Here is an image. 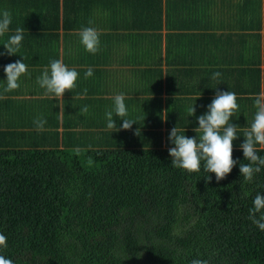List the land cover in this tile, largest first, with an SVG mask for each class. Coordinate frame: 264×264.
Instances as JSON below:
<instances>
[{
    "label": "trees",
    "instance_id": "obj_1",
    "mask_svg": "<svg viewBox=\"0 0 264 264\" xmlns=\"http://www.w3.org/2000/svg\"><path fill=\"white\" fill-rule=\"evenodd\" d=\"M32 14V35L23 27L30 43L50 27L48 14ZM159 48L149 47L147 64L157 65L150 51ZM63 49L64 62H76L72 47ZM56 134L47 147L0 141V234L7 237L0 255L14 264H264V231L248 219L255 196L264 195V168L246 181L241 148L233 147L238 163L217 182L203 162L197 173L171 165L170 132Z\"/></svg>",
    "mask_w": 264,
    "mask_h": 264
},
{
    "label": "crops",
    "instance_id": "obj_2",
    "mask_svg": "<svg viewBox=\"0 0 264 264\" xmlns=\"http://www.w3.org/2000/svg\"><path fill=\"white\" fill-rule=\"evenodd\" d=\"M4 10L11 13L12 23L8 33L0 36V53H5L0 55L2 144L25 138L47 147L57 132L62 139L65 131L81 132L86 138L91 132H115L107 128L105 112L114 111L118 94L125 96V118L136 122L130 129L135 135L137 129L143 136L153 129L165 135L177 127L198 141L197 118L208 112L218 91H232L239 105L230 119L237 126L233 147L241 148L257 111L255 97L264 93V0H0V13ZM32 12L49 15L45 22L50 27L42 29L48 37L39 35L33 43L22 40L19 51L7 55L3 44L16 28L25 27L32 35L37 22L28 21ZM55 13L60 17L57 32L51 28ZM90 19L93 24L88 23ZM84 27L100 33L101 51L95 55L80 42ZM66 44L72 47L77 63L64 62ZM149 47H160L150 51L156 56V66L146 62ZM57 56L79 73L76 88L61 99L46 95L37 83ZM17 60L27 65L28 73L20 77L18 90L4 93V66ZM88 68L93 69V76L85 79ZM215 72L221 73L219 79H212ZM85 105L89 112L80 114ZM191 106L195 113L189 116ZM39 116L47 120L42 131L33 124ZM113 118L116 124L123 123L115 113ZM56 121L60 124L54 125ZM6 129L15 131L7 139ZM30 132L33 135L26 137Z\"/></svg>",
    "mask_w": 264,
    "mask_h": 264
},
{
    "label": "clouds",
    "instance_id": "obj_3",
    "mask_svg": "<svg viewBox=\"0 0 264 264\" xmlns=\"http://www.w3.org/2000/svg\"><path fill=\"white\" fill-rule=\"evenodd\" d=\"M12 23V15L8 10L0 13V36H4L9 31ZM93 24V20H89ZM23 28H17L15 34L11 35L8 41L3 44L7 55H14L19 51L23 40ZM80 42L85 50L93 55L101 51L100 33L94 27H84L81 29ZM5 53H0L4 55ZM6 74V86L3 88L4 93H8L20 88V77L28 73V67L24 62L17 60L4 66ZM79 73L70 69L61 60H51L50 70L45 68L42 75L37 77V83L43 89L45 94H52L61 99L66 91H72L77 86ZM93 76V69L88 68L85 72V79ZM220 72H215L212 79H219ZM87 93V89H84ZM3 96H0L2 99ZM124 94H118L114 97V111L105 112L108 129L130 130L136 123L134 120L127 119L128 109L124 103ZM254 107L257 109L254 120L250 128L244 132V142L240 145L243 150V156L249 163L240 164V173L248 182H252L255 174L260 173L264 168V156L258 154L257 145L264 146V93L257 95L254 100ZM239 110L237 95L232 91H218L212 103L208 106V112L199 116L198 125L195 129L201 135L198 138L187 137L181 133L177 127L171 129L169 140L174 143L175 147L169 148V155L172 158L171 165L178 169L186 170L189 173L203 170L207 173H214L216 181L219 182L231 173L238 163L233 159V141L237 139V126L230 123L231 117ZM80 114H87L89 106L85 105L80 108ZM189 116L194 115V106L188 109ZM114 113L123 120L122 125L118 128L114 120ZM37 131L44 130L47 120L39 116L33 120ZM139 135V129H137ZM211 180L210 176L206 177ZM259 214V215H257ZM248 219L264 231V195L257 193L253 200V207L249 209ZM0 248H7V237L0 234ZM0 264H14L12 259L0 255ZM192 264H208L207 260L194 259Z\"/></svg>",
    "mask_w": 264,
    "mask_h": 264
}]
</instances>
